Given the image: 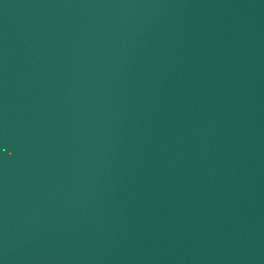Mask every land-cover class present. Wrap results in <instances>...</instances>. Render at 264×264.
I'll list each match as a JSON object with an SVG mask.
<instances>
[{
    "label": "water",
    "instance_id": "1",
    "mask_svg": "<svg viewBox=\"0 0 264 264\" xmlns=\"http://www.w3.org/2000/svg\"><path fill=\"white\" fill-rule=\"evenodd\" d=\"M0 264H264V0H0Z\"/></svg>",
    "mask_w": 264,
    "mask_h": 264
}]
</instances>
